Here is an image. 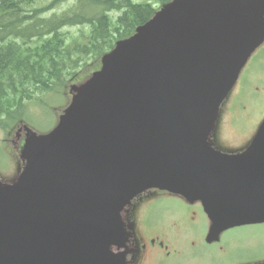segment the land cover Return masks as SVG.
<instances>
[{"label":"water","instance_id":"water-1","mask_svg":"<svg viewBox=\"0 0 264 264\" xmlns=\"http://www.w3.org/2000/svg\"><path fill=\"white\" fill-rule=\"evenodd\" d=\"M263 41L264 0H171L116 41L50 131L18 129L22 169L0 179V264H125L114 249L126 209L153 188L200 201L207 239L263 223L264 120L240 152L213 146Z\"/></svg>","mask_w":264,"mask_h":264},{"label":"trees","instance_id":"trees-1","mask_svg":"<svg viewBox=\"0 0 264 264\" xmlns=\"http://www.w3.org/2000/svg\"><path fill=\"white\" fill-rule=\"evenodd\" d=\"M35 1L0 0V129L8 134L24 118L25 100L87 76L103 53L153 15L154 4L169 0ZM68 26H87L88 32L69 35L63 31Z\"/></svg>","mask_w":264,"mask_h":264},{"label":"flooded vegetation","instance_id":"flooded-vegetation-1","mask_svg":"<svg viewBox=\"0 0 264 264\" xmlns=\"http://www.w3.org/2000/svg\"><path fill=\"white\" fill-rule=\"evenodd\" d=\"M254 78L260 79V83L252 89L250 85ZM247 90L253 95L250 100L256 99V105H264V42L248 59L227 99L231 103L232 120L237 114L235 104L239 99L246 98ZM241 108L248 116L246 108ZM263 119L264 114L247 122L254 132L246 144ZM247 123L241 126L249 127ZM243 146L232 151H240ZM171 201L178 208L175 209ZM210 225L200 201L188 202L166 191L147 190L135 197L127 207V240L122 248L114 252L120 255L125 264H250L264 261L261 256L252 258V255L234 252L239 243L231 239L230 232L246 226L230 227L216 239H207ZM181 236L184 241L180 240Z\"/></svg>","mask_w":264,"mask_h":264},{"label":"rangeland","instance_id":"rangeland-1","mask_svg":"<svg viewBox=\"0 0 264 264\" xmlns=\"http://www.w3.org/2000/svg\"><path fill=\"white\" fill-rule=\"evenodd\" d=\"M44 2H46V0L35 1L36 4ZM71 3L72 1L62 4L58 10L66 8ZM110 14L112 16L117 15L116 12H111ZM79 29H83L84 32H88L87 26H68L64 27L63 31L67 32L69 35H77V31H79ZM88 60H90V57ZM259 83L260 79L254 78L251 80L250 87L253 89ZM67 87L62 88L58 93L53 94H41L36 91L31 100H25L23 110V117L25 121L23 122L28 123L32 128L39 132H47L51 130L56 125L60 112L69 102L70 96L67 93ZM250 92V90H247L245 93L246 98L239 99V101L235 104L237 114L234 116L233 120L231 119L233 114L231 113V103L229 100H227L226 104L223 105L217 131V147L219 149L230 151L246 144L247 140L254 132L250 124L247 122L251 120L253 121L264 114V105H256V99L250 100L251 96H253ZM38 98L39 101L37 100ZM241 107L246 108L248 116L245 115ZM19 121L21 120H16L12 124L11 132L13 133L10 135L7 131L0 129V179L7 182H12L17 179L21 171V168H19L20 163L18 162L16 154L17 150L14 151V144L11 141L12 138L16 139L15 132L19 125ZM239 122H242V124H239ZM246 123L249 124V127L241 126ZM171 202L175 209L178 208L173 201ZM202 226H204V224ZM230 233L231 239H234L237 243H239V245L234 249L236 254H246L248 256L252 255V258L259 256L264 257V223L232 229ZM180 240L184 241L182 236Z\"/></svg>","mask_w":264,"mask_h":264}]
</instances>
